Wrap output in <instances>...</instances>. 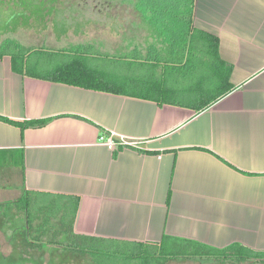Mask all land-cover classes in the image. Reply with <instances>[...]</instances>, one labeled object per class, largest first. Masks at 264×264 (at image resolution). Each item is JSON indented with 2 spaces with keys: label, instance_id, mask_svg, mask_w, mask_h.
Masks as SVG:
<instances>
[{
  "label": "crops",
  "instance_id": "1",
  "mask_svg": "<svg viewBox=\"0 0 264 264\" xmlns=\"http://www.w3.org/2000/svg\"><path fill=\"white\" fill-rule=\"evenodd\" d=\"M195 25L218 36L221 63L208 66H231L234 86L200 112L180 106V70L157 62L160 49L131 52L121 73L143 97L22 76L0 58V116L49 120L22 132L0 119V259L15 240L73 254L62 241L109 240L115 249L166 236L264 253V0H196ZM52 30L55 43L43 47L54 54L41 67L94 44ZM125 44L96 47L113 54ZM164 84L177 90L174 104L158 98ZM101 135L130 145L112 151Z\"/></svg>",
  "mask_w": 264,
  "mask_h": 264
},
{
  "label": "trees",
  "instance_id": "2",
  "mask_svg": "<svg viewBox=\"0 0 264 264\" xmlns=\"http://www.w3.org/2000/svg\"><path fill=\"white\" fill-rule=\"evenodd\" d=\"M27 9L28 2L34 3L47 0H18ZM73 9L57 10L53 16V29L57 35H65L70 31L74 34L88 25H102L109 27L113 32L122 35L124 42L123 51L112 54L97 49L95 44L79 46L73 49L76 56L73 60L58 68L41 67L49 63L54 52L39 48L30 49L20 44L15 39H7L0 44V58L9 56L13 72L22 76L46 79L51 82L62 83L70 86L101 91L117 95H137L136 90L128 87V76H121L122 71L127 72L129 55L133 51L142 53L147 51L150 55L156 49L163 50L162 58L157 62L171 69L180 70V106L192 108L197 112L208 109L219 98L225 96L234 86L230 84L232 67L225 71L209 68L212 61L221 63L219 57V38L217 35L198 28L195 25L196 0H81ZM81 6L84 9H80ZM31 18V17H29ZM122 20H124L121 24ZM49 21V20H48ZM47 21V22H48ZM69 24H68V23ZM63 23L67 28L62 29ZM60 24V25H59ZM132 49L129 50V39ZM129 40V41H128ZM136 40V41H135ZM87 49V50H86ZM97 49V50H94ZM38 52L42 57L33 59ZM216 56V57H215ZM108 60L110 65L104 68L98 65ZM135 59L133 58L132 63ZM145 56L140 57V63L147 62ZM138 61V59L136 60ZM40 65V66H39ZM125 69V70H124ZM205 70V73L202 70ZM212 69V70H211ZM116 71L120 72L116 74ZM170 74H168V78ZM203 80V84H194V80ZM151 96V93H149ZM158 98L163 103L174 104L177 102V90L164 84L158 91ZM162 104V103H161ZM1 120L17 125L24 132L28 128H42L49 120L11 121L0 116ZM26 193L25 201L28 200ZM77 206V204H76ZM75 206V208H76ZM75 215L72 218L74 223ZM30 219H28V223ZM55 236V235H54ZM100 241V242H98ZM109 240H85L82 243L70 242L69 247L74 252L90 255L93 264H127L138 261L140 264H167L172 260H234L238 262L254 261L264 264V253L254 252L239 244L218 249L206 244L186 239L164 237L160 243L135 244L134 246L116 245L112 248ZM27 244H33L26 241ZM128 244V243H127ZM103 249L108 256L104 261L98 262L99 250ZM131 249H137L138 252ZM125 253L127 262H111V254ZM102 255V254H100ZM109 259V260H108ZM108 260V263H106ZM138 263V264H139ZM132 264H134L132 262ZM137 264V263H136Z\"/></svg>",
  "mask_w": 264,
  "mask_h": 264
},
{
  "label": "rangeland",
  "instance_id": "3",
  "mask_svg": "<svg viewBox=\"0 0 264 264\" xmlns=\"http://www.w3.org/2000/svg\"><path fill=\"white\" fill-rule=\"evenodd\" d=\"M81 2L84 5V2L81 0H47L42 2H28L27 9L22 6L23 3H19L18 0H0V44L1 42L7 39H15L20 42L21 45L28 47L30 49L39 48L46 49L43 45L55 43L56 37L53 32V16H56L55 12L57 10H68L73 9L75 6H78V2ZM80 9H84L81 6ZM31 17V18H29ZM49 20V21H48ZM48 21V22H47ZM119 21V20H118ZM124 20L119 21L122 23ZM68 23V22H67ZM69 24V23H68ZM60 25V24H59ZM62 29H66V23L60 25ZM70 43H94L96 46L98 44L104 46H117L122 37L117 35L109 27H104L102 25L91 24L85 27L81 33L74 34L73 31H70L67 38ZM42 46V47H39ZM47 50V49H46ZM87 50V49H86ZM42 53L36 52L33 55V59L42 57ZM64 61V60H63ZM106 65H110L108 60H103ZM62 62V61H60ZM61 247L69 246V243L65 244L66 241H62ZM14 246L10 244V251L2 260L0 259V264H93L91 262V257L79 253L65 252L64 254H59V252L52 251L49 255H46V260L41 259L43 251H31L30 244L25 243L24 255L21 252H16L17 248H21L22 244L15 240ZM40 244V243H39ZM46 244H43V246ZM60 246V245H59ZM65 248V247H64ZM67 248V247H66ZM132 251L138 252L137 249H131ZM68 251V250H67ZM100 254L97 256V261L100 263L101 260L104 261L105 258H108L104 254L103 249L98 251ZM131 251H124L117 255L111 254V262H127L125 259V253H135ZM1 254V253H0ZM109 260V259H108ZM106 260V263H108ZM134 264H138V261H132ZM132 262H127V264H132ZM140 264V263H139ZM167 264H259L254 261H245V262H236L234 260H172Z\"/></svg>",
  "mask_w": 264,
  "mask_h": 264
},
{
  "label": "built area",
  "instance_id": "4",
  "mask_svg": "<svg viewBox=\"0 0 264 264\" xmlns=\"http://www.w3.org/2000/svg\"><path fill=\"white\" fill-rule=\"evenodd\" d=\"M99 140L101 143H104L105 145H107L108 148L111 149L112 151H115L118 145H121V146L130 145V143L125 141V139L123 138L119 139V141H116L112 135H109V136L101 135Z\"/></svg>",
  "mask_w": 264,
  "mask_h": 264
},
{
  "label": "flooded vegetation",
  "instance_id": "5",
  "mask_svg": "<svg viewBox=\"0 0 264 264\" xmlns=\"http://www.w3.org/2000/svg\"><path fill=\"white\" fill-rule=\"evenodd\" d=\"M50 246H46L45 247L42 244H33L32 247H30V248H31V251H38V252H40L42 250L43 251V255H42L41 259H43V261H45L46 260V257L45 256L46 255H49L52 252ZM65 249L68 250V248H66V247H65ZM24 250H25V247H21V248H18L16 250V252H21L23 254L24 253ZM64 252H67V251H64ZM6 254L7 253H5V252L2 253V260H4V257H6Z\"/></svg>",
  "mask_w": 264,
  "mask_h": 264
}]
</instances>
